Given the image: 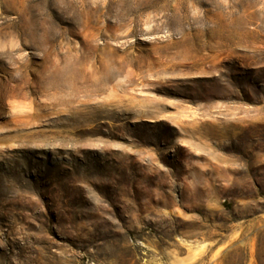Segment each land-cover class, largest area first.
<instances>
[{
  "label": "rangeland",
  "instance_id": "rangeland-1",
  "mask_svg": "<svg viewBox=\"0 0 264 264\" xmlns=\"http://www.w3.org/2000/svg\"><path fill=\"white\" fill-rule=\"evenodd\" d=\"M0 211V264H264V0H0Z\"/></svg>",
  "mask_w": 264,
  "mask_h": 264
},
{
  "label": "bare ground",
  "instance_id": "bare-ground-1",
  "mask_svg": "<svg viewBox=\"0 0 264 264\" xmlns=\"http://www.w3.org/2000/svg\"><path fill=\"white\" fill-rule=\"evenodd\" d=\"M60 76V75H59ZM52 80V79H51ZM53 81V80H52ZM57 89H59L60 91H62L63 92V94H65V95H71L72 94V92L70 91V92H68L67 90H66V88H68V84H70V83H73L74 81H75V79L72 77H70V76H66V75H61L57 80ZM54 82V81H53ZM60 93V92H59ZM58 93V94H59ZM61 94V93H60ZM75 94H72V96H74ZM79 95V94H78ZM71 96V97H72ZM70 97V98H71ZM69 98V97H68ZM72 98H74V97H72ZM77 98V97H76ZM64 100H66V101H70L71 99H64ZM60 102H62L63 103V101H60ZM71 103V102H70ZM91 106V105H90ZM89 108V107H88ZM91 109L88 111V112H84L83 114H87V115H93V114H97L98 112H99V110H98V108H100L99 106H97V107H95V106H91L90 107ZM16 114H17V112H16ZM18 116H19V118L20 117H23V118H25V117H27V118H30V119H37V118H40V117H43L44 115H42V114H40L39 112H37L35 109H33V108H30L29 110H26V111H24V110H21L20 111V113L18 114ZM79 117V116H78ZM78 117H76V118H78ZM87 117V116H86ZM15 119H18V118H16V117H14ZM76 118H75V120H76ZM21 119V118H20ZM15 120L18 124H22V122H25L23 125H25V124H30V122L31 121H29V122H26V121H22V120ZM56 119V118H55ZM54 124L55 123H60V120L59 119H56V120H54V122H53ZM37 133V132H36ZM35 133V134H36ZM58 133V132H57ZM41 134V133H40ZM59 134V133H58ZM57 134V135H58ZM57 138H58V136H57ZM51 139V138H50ZM40 140V139H39ZM53 140L55 141L56 139L55 138H53ZM45 141V140H44ZM52 141V140H51ZM45 143V142H44ZM51 143V142H50ZM41 146V145H40ZM44 147V146H43ZM39 149H41V148H39ZM82 151H84L83 152V156L84 157H87V152L89 153V150H82ZM81 151V152H82ZM93 159L94 158H92V161L91 160H89V163L91 164V163H93ZM95 160H97L96 158H95ZM87 161V160H86ZM88 163V164H89ZM27 164H30L31 165V162H30V160L29 159H27ZM97 164H99V162L98 161H95L94 162V166L95 165H97ZM92 170V169H91ZM84 172V171H83ZM1 212V211H0ZM5 214L3 213V212H1L0 213V222L1 221H4L5 220ZM9 231V230H8ZM7 234L9 235V233H3V235H5V236H7ZM11 234V233H10ZM8 237V236H7Z\"/></svg>",
  "mask_w": 264,
  "mask_h": 264
}]
</instances>
